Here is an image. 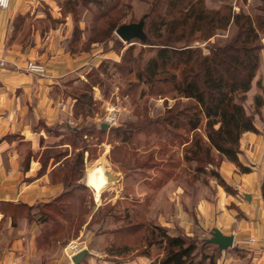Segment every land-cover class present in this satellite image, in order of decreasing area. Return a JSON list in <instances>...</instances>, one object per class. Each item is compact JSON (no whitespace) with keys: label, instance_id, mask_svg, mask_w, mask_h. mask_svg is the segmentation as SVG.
Listing matches in <instances>:
<instances>
[{"label":"trees","instance_id":"trees-1","mask_svg":"<svg viewBox=\"0 0 264 264\" xmlns=\"http://www.w3.org/2000/svg\"><path fill=\"white\" fill-rule=\"evenodd\" d=\"M124 1L128 0H63L59 5L65 8L63 11L72 15L74 21L67 52L71 55L88 53L92 44L108 40L114 42L116 52L120 51L123 45L114 37L113 31L133 21V18L123 20L122 13L130 7ZM143 1L147 6L139 20L144 22V37L134 40L154 46V53L143 59L144 52L141 50L133 56L135 48L129 45L119 63L106 60L100 62L97 68L92 67L86 74V83L81 84L80 93L73 94L71 98L75 101L72 112L81 111L82 122L77 129L67 126V123L48 125L43 120L38 121L35 131L40 129L48 138L57 141L44 147L37 155L28 150L22 163L23 171L29 170L31 160L37 161L40 164L38 176L47 175L50 182L61 183L63 189L58 196L43 204L0 205L8 208L6 212L10 213V216L7 215L11 221L18 216L14 212L11 214L10 210L17 209L34 211L31 218L40 227L59 226L61 219L70 222L77 217L75 211L78 210L75 208L78 204L70 200L79 202V194H83L87 188L81 183L84 176V154L87 153L85 143L88 136H98L105 131L101 126L103 123L100 126L93 122L85 123L96 112L91 89L97 86L103 88V95L107 93L109 86L99 73H106L108 65L122 77L133 76L134 82L128 85L129 88L141 85L142 88L146 87L141 94L160 99L171 95L175 101L173 107L148 122V128L156 135L166 137L167 141H183L182 145L187 146L183 162L185 165L194 164L193 181L208 177L214 180L216 187L234 195L235 192L219 173L221 163L226 160L240 173L250 172L240 161V142L246 134H259L254 120L264 106V89L257 83L261 95L253 97L249 110L246 107L248 93L259 69V56L264 49V0H254L249 12L242 8L235 12L231 4H225L223 8L209 7L204 0ZM81 15L88 16L84 28L79 24ZM225 31L227 35L222 36ZM78 41L84 45L79 51L76 49ZM205 41L203 48L200 44ZM134 130L135 126L128 124L123 129L115 128L111 131L124 142L126 137L133 135ZM180 130L184 134L179 133ZM79 143L82 148L71 160L69 148ZM168 162L153 164L155 167L160 164L162 168ZM261 192L264 200V186ZM215 194L216 190L213 196ZM113 209L114 205L106 207L104 213L98 209L99 222L93 224L98 227V237L106 235L110 240L103 247L110 262L122 264L136 257H146L151 260L150 264L218 263L222 251L217 245L211 244L209 239L191 237L176 224L167 227L148 222L143 227L135 222L137 214L132 216L129 210L124 209L120 216ZM115 221L121 224L120 227L104 229ZM50 229L46 231L48 235L44 232L40 235L46 239V236L52 234ZM140 229H144V233L138 238V243L128 240ZM118 237H125L126 240H119ZM209 247L215 248L211 255L205 251ZM155 249L161 251L159 259L153 255ZM37 251L40 254V250ZM225 252L239 258L247 254L244 249L236 246Z\"/></svg>","mask_w":264,"mask_h":264},{"label":"rangeland","instance_id":"rangeland-1","mask_svg":"<svg viewBox=\"0 0 264 264\" xmlns=\"http://www.w3.org/2000/svg\"><path fill=\"white\" fill-rule=\"evenodd\" d=\"M62 1L63 0H54L51 4L45 0H35L26 12L17 13L12 20V35L10 41L16 40L23 45H27L33 40L32 34L35 33V31H39L41 36H45L57 30L63 36L62 41L67 51V44L72 36L74 21L72 15L63 11L65 8L59 5ZM253 1L254 0H204L207 6L213 8H219V6L223 8L225 4H231L235 12L239 11V8L249 12ZM124 2H127L130 7L126 12L122 13L124 15L123 20L128 21L133 18L132 22H138L147 6L145 1L128 0ZM81 16L79 24L81 28H84L88 16ZM227 33L228 32L225 31L222 36H226ZM113 35L118 38L123 45L120 51L117 50L116 52L117 48L112 40L94 43L88 49V53H95V56L90 64L84 66L86 70L82 67L80 72L77 71L70 77L58 81V84L55 86L56 98L60 100L59 103L61 105L66 106V109L63 110L62 107L60 108L59 118H57L55 122H52L53 124L64 125L67 123V126L77 129L78 125L82 122L81 111L76 110L72 112V106L75 101L71 98L73 94L78 95L80 93L81 84L86 83V74L93 69L92 67L97 68L100 62L106 60L119 63L122 54L129 45H133L135 48L133 56L138 55L141 50L144 52L142 54L143 59L150 57L154 53V46L141 44L134 39L130 42L122 41L115 31H113ZM212 39L213 37L210 40ZM206 42L207 41L200 45L203 46ZM83 46L81 41L76 43V49H78V51L83 48ZM78 54L81 55L80 53L76 55ZM99 75L101 79L107 81L109 88L105 95H103V88L99 89L95 86L91 89L92 99L96 102L94 105L96 112L91 119H86L85 123L93 122L97 126H100L105 119L104 108L106 104L119 106L122 112L117 116L116 126L105 129L104 133L101 135L88 136L89 138L87 141L84 140L86 141L87 153L84 154V176L81 183L83 182L87 188L83 194H79L81 195L78 197L79 202L70 200V202L78 204L75 208L78 210L75 211L77 217L71 219L70 222H65V220L61 219L59 226L40 227L34 219L31 218L34 211L26 212L19 209L10 210L11 214L14 212L16 217H20L16 220L12 219L11 228H24V231L28 233L33 232L35 234V246L40 250L41 256L43 255L44 264L56 261L59 256L61 257L64 255L63 248L70 242L80 243L82 250L87 251V255L79 264H82V261L85 263L89 258L109 261L103 252V247L109 244L110 240L105 237L106 235L98 237V234H100L96 233L98 227L93 225L96 224L94 222H99L100 215L98 214V209L101 210L100 213H104L106 207L109 205H114L113 210L120 213V216L124 209L129 210L132 216L133 214H137L135 222L140 223L143 227L146 226L148 222L164 226L166 221H170L182 228L179 224V222H181L187 225V228L182 229L185 233L187 232L189 236L199 240L211 239L212 230L205 231L203 228L201 229L203 226L201 220L206 219L196 217V206L202 197L207 200L212 198L213 193L217 189L216 183L208 177L201 178L199 181H193L192 171L194 164L185 165L183 162V153L187 147L186 145H182L183 141H167L166 137L156 135L152 132L151 128H148V122L154 121L157 116H161L166 109L173 107L175 101L171 99V95L167 96L166 99H160V97L141 94V91L146 87L142 88L141 85V87L133 86L129 88L130 86L128 85L134 82L133 76L126 78L122 77L119 73L115 72L110 65L106 68V73L100 72ZM246 107L249 110V105L247 103ZM38 121L40 122L42 120L36 121V119H33L31 122V126H33L32 128L34 130L38 126ZM43 121L45 122L46 120L44 119ZM47 123L49 124L51 122ZM52 123L51 125H53ZM128 124L135 126V130L133 135L126 137L124 142H122L123 139L117 137L111 130L115 128L123 129L127 127ZM35 132L37 133L36 135H31L29 137L47 138L42 130L39 129ZM62 132L65 133L64 131ZM179 133L184 134L181 130ZM56 141L55 138H48L47 141H42L41 139L40 141L36 140L32 143L33 145L29 143L25 149H39L40 146L46 147ZM81 148V143L73 148L71 147V149L69 148L70 156H72L70 158L71 160H73L74 155L78 153ZM161 161H163V163L165 161L169 162L162 168H160V164L157 167L154 166L153 163H161ZM100 163L104 164L105 172H113L114 176L118 178L117 182L104 180V183H102L98 175ZM188 169L189 171H187ZM97 179L99 180L97 181ZM185 193L189 197H187ZM232 208H234V206ZM7 209V207H0L1 212L3 214L5 213L6 220H8L10 216V213L6 212ZM181 211H185L187 218L186 220H179L178 222L175 216L177 212ZM5 219L0 223L1 229ZM21 221L24 223L23 227L20 226ZM91 221L93 222L87 228V225ZM212 223V221L208 220L204 222V227L205 225L210 227L214 226ZM120 225V223L115 221L104 229L112 230L116 227H120ZM49 229L52 231V234L49 237L46 236V239L43 238L40 234L44 232L48 235L46 231ZM142 233H144V229H140L133 236L128 237V240H131V242L137 241L136 243H138V238H140ZM118 239L123 241L126 240L125 237H118ZM118 239L115 238V240ZM205 251L206 254L211 255L214 253L215 248L209 247ZM225 251L226 250L221 252L218 260L223 256L226 257L227 254ZM153 255L159 259L161 251L155 249ZM60 264L69 263L63 260Z\"/></svg>","mask_w":264,"mask_h":264},{"label":"crops","instance_id":"crops-1","mask_svg":"<svg viewBox=\"0 0 264 264\" xmlns=\"http://www.w3.org/2000/svg\"><path fill=\"white\" fill-rule=\"evenodd\" d=\"M45 1L51 4L54 2ZM34 2L35 0H10L8 8H0V61L3 63L0 66V205L43 204L62 191L61 183L50 182L47 175L38 176L40 164L37 161L31 160L29 170L23 171L22 163L27 151L37 155L44 148L40 146L39 149L27 150L26 146L29 143L33 145L36 140L48 139L29 137L37 134L31 122L33 119H45V123H52L59 118L60 108L65 110L66 106L61 105L60 100L56 98L55 86L59 80L70 77L90 64L95 56V53L71 55L65 50L63 36L57 30L45 36L35 31L32 34L33 40L27 45L16 40L10 41L13 17L17 13L26 12ZM31 60L44 64V76L25 72L26 62ZM257 83L264 89V49L259 56V69L248 93V105L252 103L254 96L261 95ZM254 125L259 134H246L240 142V161L250 172L240 173L226 160L219 168L220 175L235 194H227L217 187L211 201L202 197L196 206V217L206 219L201 220V229H218L223 235H233V247L247 252L243 258L227 254L228 256L221 257L217 264H264V200L261 192L264 186V106L260 115L255 117ZM15 135L16 137H13ZM175 218L178 222L186 220L187 214L185 211L177 212ZM3 219L5 215L0 210V223ZM208 220L212 221L214 226L204 227V222ZM23 224L21 221L20 226L23 227ZM179 224L183 229L187 228L186 224ZM2 226L0 264H44L43 255L36 249L33 232L28 233L24 228L12 229L10 218L5 219ZM164 226L171 227L173 223L166 221ZM251 238L256 240L255 243L250 242ZM59 257L48 264H60L63 260L70 264L64 255ZM150 263L151 260L146 257H136L122 264ZM84 264L114 263L89 258Z\"/></svg>","mask_w":264,"mask_h":264},{"label":"water","instance_id":"water-1","mask_svg":"<svg viewBox=\"0 0 264 264\" xmlns=\"http://www.w3.org/2000/svg\"><path fill=\"white\" fill-rule=\"evenodd\" d=\"M143 24L144 22L142 19L139 20L138 22L122 24L115 30V33L122 41L125 42H130L132 39L135 38H143L144 37ZM101 126L104 129L108 128L106 124H103ZM109 177L112 182L118 181V178L114 176L113 172L109 173ZM209 242L211 244L217 245L221 251H224L233 247L234 237L233 235L230 236L223 235L218 229H214L212 238L209 239ZM86 255H87L86 250H82L76 255H74L72 258L73 264H79V262Z\"/></svg>","mask_w":264,"mask_h":264},{"label":"built area","instance_id":"built-area-1","mask_svg":"<svg viewBox=\"0 0 264 264\" xmlns=\"http://www.w3.org/2000/svg\"><path fill=\"white\" fill-rule=\"evenodd\" d=\"M10 4V0H0V8H8ZM3 63L0 61V66H2ZM25 72L31 75L35 76H44L46 73V67L43 63L37 62V61H27L24 67ZM105 119L103 124H106L108 128L114 127L117 124V116L122 112L121 108L119 106L106 104L105 106ZM255 239L251 238L250 242L255 243ZM82 250V247H80V243L78 242H70L63 248L64 256L65 258L70 262V264H73L72 258L74 255L79 253Z\"/></svg>","mask_w":264,"mask_h":264},{"label":"bare ground","instance_id":"bare-ground-1","mask_svg":"<svg viewBox=\"0 0 264 264\" xmlns=\"http://www.w3.org/2000/svg\"><path fill=\"white\" fill-rule=\"evenodd\" d=\"M104 164L103 163H100L99 164V172H98V175H99V179L102 181V183H104V180H107L109 182H112L110 177H109V172H105L104 171ZM97 179V181L99 180Z\"/></svg>","mask_w":264,"mask_h":264}]
</instances>
